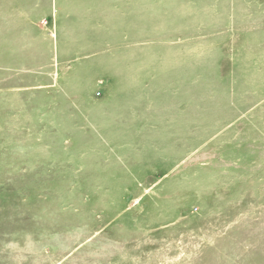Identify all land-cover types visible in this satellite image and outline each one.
Listing matches in <instances>:
<instances>
[{
    "label": "rangeland",
    "instance_id": "1",
    "mask_svg": "<svg viewBox=\"0 0 264 264\" xmlns=\"http://www.w3.org/2000/svg\"><path fill=\"white\" fill-rule=\"evenodd\" d=\"M0 264H264V0H0Z\"/></svg>",
    "mask_w": 264,
    "mask_h": 264
}]
</instances>
